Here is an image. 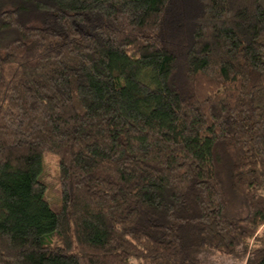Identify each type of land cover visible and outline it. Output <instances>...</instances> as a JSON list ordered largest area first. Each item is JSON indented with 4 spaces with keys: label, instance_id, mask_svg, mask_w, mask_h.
<instances>
[{
    "label": "trees",
    "instance_id": "1",
    "mask_svg": "<svg viewBox=\"0 0 264 264\" xmlns=\"http://www.w3.org/2000/svg\"><path fill=\"white\" fill-rule=\"evenodd\" d=\"M0 264H264V0H0Z\"/></svg>",
    "mask_w": 264,
    "mask_h": 264
},
{
    "label": "rangeland",
    "instance_id": "2",
    "mask_svg": "<svg viewBox=\"0 0 264 264\" xmlns=\"http://www.w3.org/2000/svg\"><path fill=\"white\" fill-rule=\"evenodd\" d=\"M45 166L47 168V169H45L47 171L46 176L48 177L49 175H52L47 180H48V182L52 183L54 181V175L56 173V170H55V166H56L55 160L50 159V158H47L46 161H45ZM52 193L55 194L54 191L52 189H50V187H49L46 196H49V195L51 196ZM51 197H53V196H51ZM54 197H56V195Z\"/></svg>",
    "mask_w": 264,
    "mask_h": 264
}]
</instances>
